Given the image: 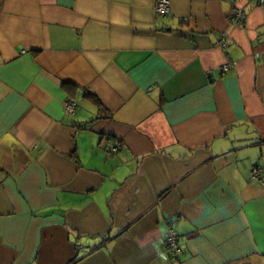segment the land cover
Returning <instances> with one entry per match:
<instances>
[{"label": "crops", "instance_id": "0c3cea01", "mask_svg": "<svg viewBox=\"0 0 264 264\" xmlns=\"http://www.w3.org/2000/svg\"><path fill=\"white\" fill-rule=\"evenodd\" d=\"M158 1L0 0V264H264V6Z\"/></svg>", "mask_w": 264, "mask_h": 264}, {"label": "built area", "instance_id": "2783aa9c", "mask_svg": "<svg viewBox=\"0 0 264 264\" xmlns=\"http://www.w3.org/2000/svg\"><path fill=\"white\" fill-rule=\"evenodd\" d=\"M250 3L254 4L255 6H264V0H247ZM156 12L159 13L162 16H168L171 14V3L168 0H159L156 4ZM246 16V13L244 11L243 8H236L235 9V13L233 16V21H235L236 23L238 22H242V20H244L243 18ZM225 39H222V41L220 42L221 45H223ZM230 70V66H226L223 68L224 72H228ZM67 111L69 113H73L75 111V104L73 103H68L67 104ZM254 178H259V170L255 169L254 170ZM165 246L167 248V250L170 252V256L171 259L173 261H176L177 259H179V256L183 253L181 245L179 243V237H178V233L176 232V230L171 227L169 229V232L166 235L165 238Z\"/></svg>", "mask_w": 264, "mask_h": 264}, {"label": "trees", "instance_id": "16d2710c", "mask_svg": "<svg viewBox=\"0 0 264 264\" xmlns=\"http://www.w3.org/2000/svg\"><path fill=\"white\" fill-rule=\"evenodd\" d=\"M100 104H102L101 102H100ZM171 228V227H170ZM174 228V227H173ZM175 229V228H174ZM176 230V229H175ZM176 232L178 233V231L176 230ZM178 237L180 238V236H179V233H178ZM179 243H180V239H179ZM169 255H170V252H169ZM170 258H171V256H170ZM172 260V259H171ZM178 260V259H177Z\"/></svg>", "mask_w": 264, "mask_h": 264}]
</instances>
